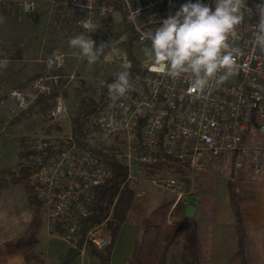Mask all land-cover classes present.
<instances>
[{
    "label": "built area",
    "instance_id": "1",
    "mask_svg": "<svg viewBox=\"0 0 264 264\" xmlns=\"http://www.w3.org/2000/svg\"><path fill=\"white\" fill-rule=\"evenodd\" d=\"M187 0H65V17L72 16L86 35L98 22L125 10L123 18L146 50V34L161 25ZM194 2V0H193ZM212 5V0H205ZM241 23L229 38L230 48L241 55L234 74L224 83L213 82L202 94L190 90L192 76L177 78L154 72L151 65L139 66L125 96L104 106L83 125L82 134L70 128L67 134L32 138L31 156L24 160L40 188L47 228L59 233L71 249L84 256L87 248L104 251L111 243L107 224L101 223L83 234L84 221L96 213V190L114 176L112 159L127 167L128 181H142L175 195V205L187 204L191 194L174 177L150 175L152 165L168 159L189 165L193 174L206 172V161L221 155L234 156V170L253 177L264 175V51L254 46L255 10L259 0H246ZM17 4L27 15L36 10L34 0ZM5 3L0 0V13ZM48 73L31 81L29 91L13 90L0 106L10 104L14 119L40 97H51L65 79V87L75 76H63L67 55L56 49ZM65 96L59 91L47 111L53 125L67 113ZM255 132L263 136L256 143ZM105 153L107 157L101 155ZM124 186V185H123ZM122 186V187H123Z\"/></svg>",
    "mask_w": 264,
    "mask_h": 264
},
{
    "label": "rangeland",
    "instance_id": "2",
    "mask_svg": "<svg viewBox=\"0 0 264 264\" xmlns=\"http://www.w3.org/2000/svg\"><path fill=\"white\" fill-rule=\"evenodd\" d=\"M53 1H55V6L59 7V12L52 16L49 35L48 25L52 8L49 0L38 2L36 11L32 16L26 15L18 8V16L15 20L13 16L2 19L4 26L0 24V35H32L40 40H44L47 36L48 44L51 42L50 50L59 49L66 53L67 62L62 75L73 74L75 76V79L69 84L68 97L65 98L67 113L53 123L58 129L49 132L47 112L28 115L20 121H15L11 115L9 105L0 106V114L4 113L0 115V175L4 172L19 169L22 160L21 146L24 144L29 147L32 138L50 134L58 136L67 134L71 128L72 118L79 111L82 97L91 95L94 89L106 80L116 76L121 71L129 69L134 61L141 67L151 65V60L145 55L143 46L137 41L130 43L133 29L129 23L124 19L122 23L117 24L111 16L100 20L97 29L90 36L97 46L106 44L103 54L94 64L87 63L77 50L69 46L71 38L83 34L77 21L73 20L72 16L65 18L63 6L65 0ZM120 9L125 16V10L122 7ZM64 19L71 20L69 26L64 22ZM255 138L257 144L263 140V136L257 132H255ZM31 180L33 182V178ZM27 185V181L22 182V184L11 183L1 192L0 241L18 236L24 230L29 218L34 215V212L30 211L29 197L31 192L28 190ZM162 197L167 198L168 196ZM241 204L246 208L245 213L248 214L245 217L247 227L245 262L246 264H264V246L260 248V243L263 242L264 238L263 226L257 224L259 222L257 218L259 208L251 199L247 198ZM204 210L206 222L204 227L200 228L198 237L200 259L201 264H211L214 261L210 256V247L213 241V223L219 219L216 199L208 198L205 201ZM38 213L39 242L34 250L22 253L24 259L26 254L31 255L34 252L35 257L31 259L32 264H38L40 261L43 264H100L97 254L90 247L86 249L84 256L77 254L73 258L69 257L71 245L59 233L49 232L43 209ZM130 231H132V228H130ZM130 233L126 230L120 238L122 244L118 245L117 251L114 252L115 248L112 249L111 255L114 252L113 264L121 262L125 253L126 244L124 241L128 240ZM220 239L221 234L218 237V240ZM182 248L183 239L179 238L170 250L171 264H181V257L179 256H181ZM25 262L24 264H28ZM232 264H241V262L236 261Z\"/></svg>",
    "mask_w": 264,
    "mask_h": 264
},
{
    "label": "trees",
    "instance_id": "3",
    "mask_svg": "<svg viewBox=\"0 0 264 264\" xmlns=\"http://www.w3.org/2000/svg\"><path fill=\"white\" fill-rule=\"evenodd\" d=\"M119 6V11L122 12ZM66 18V17H65ZM73 20H76L73 18ZM71 20L64 19V22L69 26ZM81 29V28H80ZM82 31V29H81ZM83 32V31H82ZM86 35V33L83 32ZM137 41L135 32L130 38V43ZM138 63L134 61L129 69L125 70L130 73V81L138 72ZM62 74V72H60ZM118 75V74H117ZM116 75V76H117ZM116 76L106 80L98 88H95L91 95H86L80 99V108L78 113L71 120V128L76 134H82L84 123L96 112L101 109L109 94L107 85L114 82ZM67 81L63 79L59 87H56L51 97H40L31 106L21 114V116L32 115L36 113H46L51 108L54 96L62 91L65 98L68 97L69 86L65 87ZM25 90V88H21ZM19 116V117H21ZM58 129L56 125H50L49 132ZM21 164L19 169L12 172H4L0 175V196L2 190L11 183L22 184L27 181L28 190H30V209L34 212L33 221L29 228L20 236L5 241L0 245V257L7 254L26 253L34 250V247L39 242V222L38 212L42 210V199L40 196V188L33 184L32 173L25 166L24 160L31 156L29 147L24 144L21 146ZM102 156L107 157L105 153ZM234 161V156H233ZM114 170L113 178L99 187L94 195L96 201L95 215L84 221L83 234L87 230L106 219L110 212L112 216L107 224L110 232V245L101 252L92 249L98 256L100 264H110L112 247L117 240L120 227L126 220L128 212L135 206L136 186L132 181H128L127 167L118 159L109 161ZM150 175L154 173H163L164 175L174 177L180 182L187 193L192 189V171L189 165L168 159L164 162L151 166ZM124 185V186H123ZM123 186V187H122ZM229 197L231 208L236 219V235H237V250L231 257L230 262L239 261L241 264H246V245H247V230L240 212V196L238 195L236 185L233 182L229 184ZM173 202L162 205L151 212L146 226L142 231L140 241L138 242L130 264H166L171 248L179 238L183 239V248L181 251V264H201V253L199 244V232L195 226V220H188L185 217L186 204L181 203L172 209ZM168 220L171 223L168 224ZM162 240L159 252L155 251V244ZM78 253L70 248L69 257ZM35 257L34 252L31 255L26 254L25 260L28 264H32V258ZM38 264H43L39 262Z\"/></svg>",
    "mask_w": 264,
    "mask_h": 264
},
{
    "label": "crops",
    "instance_id": "4",
    "mask_svg": "<svg viewBox=\"0 0 264 264\" xmlns=\"http://www.w3.org/2000/svg\"><path fill=\"white\" fill-rule=\"evenodd\" d=\"M1 1L5 3V7L0 13V24L3 25L4 22L2 19H5V17L8 16H13L15 20V18L18 16V8H20V10H22V8L17 4L18 0ZM34 1L36 2L37 8V3L41 0ZM49 1L52 5V8L48 25V35L50 34L49 26L52 16L54 14H58L59 12V7L57 5L55 6V1ZM46 37L44 40H40L39 38L33 37L32 35H0V59L4 58V55H6L9 60V63L6 67L0 68V100L6 99L8 95L16 89L25 88L26 91H29L32 80L48 73V61L52 58L53 50H50L51 39L49 40L50 43L48 44ZM6 105H9L10 107V104L8 103ZM3 114L4 113L0 115ZM26 116L18 117L15 119V121H20L23 118H26ZM205 164V173L191 174L192 189L189 194L198 197L193 220H195V226L198 228V232H200V228L204 227L206 222V213L204 210L205 201L208 198L216 199L219 219L213 223L214 230L212 232L213 241L210 247V256L214 259V261H212L211 264H232L234 262H230V259L237 250V235L236 219L231 208L229 197V184L230 182H233L236 185L238 195L241 199L240 212L245 226V217L248 214L245 213L246 208L241 203L245 200V198H247L251 199V201H253L259 208V212L257 213L259 222H257V224L263 226L262 230L264 232V175L253 177L246 174L237 173L234 170L232 154L221 155L219 157L209 159ZM133 183L136 186L137 200L135 201V206L128 212L126 220L122 223L117 240L112 247V249L115 248L114 252H116L118 245H120V243L122 244L120 238L123 236L124 232L126 230L131 232L128 240L124 241L126 244L124 256L121 259V262H118L117 264H130L134 250L140 241L142 231L146 226V222L152 211L170 202H173L172 209L175 208L174 194L170 192H164L147 182L136 181ZM162 196L168 197L166 198ZM33 218V216L29 218L24 230L18 236L22 235L29 228ZM170 223L171 220H168V224ZM130 228H132V231H130ZM220 234L221 239L218 240ZM18 236H15L14 238ZM14 238H8L0 241V245L5 241ZM161 244L162 240L155 244L154 248L156 252H159ZM263 246L264 238L263 242L261 241L260 243V248ZM114 252H112L110 264H113ZM170 258L171 256L169 252L166 264H171ZM221 259H223V261H221ZM25 261L26 260L22 256V253L7 254L0 257V264H24Z\"/></svg>",
    "mask_w": 264,
    "mask_h": 264
},
{
    "label": "clouds",
    "instance_id": "5",
    "mask_svg": "<svg viewBox=\"0 0 264 264\" xmlns=\"http://www.w3.org/2000/svg\"><path fill=\"white\" fill-rule=\"evenodd\" d=\"M212 5L205 0H187L174 14L163 19L159 27L142 37L150 41L145 55L151 60V70L173 79L190 74V90L199 94L213 82H226L238 69L237 58L241 55L239 49L230 48L228 41L241 23L246 0H212ZM249 11L257 19L254 46L264 51V0H259L254 12ZM105 45L97 46L90 35L85 34L69 40V46L89 64L101 57ZM56 62L50 59L48 67ZM8 63L4 55L0 68ZM107 87L113 101L122 98L130 88V73L119 72Z\"/></svg>",
    "mask_w": 264,
    "mask_h": 264
},
{
    "label": "water",
    "instance_id": "6",
    "mask_svg": "<svg viewBox=\"0 0 264 264\" xmlns=\"http://www.w3.org/2000/svg\"><path fill=\"white\" fill-rule=\"evenodd\" d=\"M111 18L117 24L122 23L124 21L123 15L119 11L113 13ZM197 201H198V197L195 195H191L187 199L185 217L190 221L194 219Z\"/></svg>",
    "mask_w": 264,
    "mask_h": 264
}]
</instances>
